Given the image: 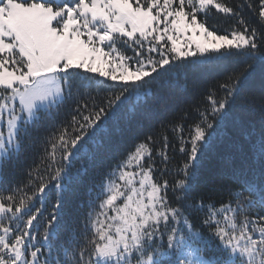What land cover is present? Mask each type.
<instances>
[{"label":"snow or ice","instance_id":"1","mask_svg":"<svg viewBox=\"0 0 264 264\" xmlns=\"http://www.w3.org/2000/svg\"><path fill=\"white\" fill-rule=\"evenodd\" d=\"M0 264H264V0H0Z\"/></svg>","mask_w":264,"mask_h":264},{"label":"trees","instance_id":"2","mask_svg":"<svg viewBox=\"0 0 264 264\" xmlns=\"http://www.w3.org/2000/svg\"><path fill=\"white\" fill-rule=\"evenodd\" d=\"M229 2L231 3H235L236 0H229ZM222 15L223 14H216V20H217V24L216 26L220 29H223L225 27H228L229 25L222 19ZM217 72L214 70H210L208 73L206 74H195L189 77V80L187 82H185L183 79H179V80H172L170 81L167 85H166V90H172L174 91L179 97L180 99H185L186 98V94L184 92V86L185 83H187V87H188V91L189 93H191L192 89H193V80H195L198 85L201 84L204 80H211L212 77L216 76ZM249 98H253V99H258L259 98V77L257 76L256 80H255V90L251 93L248 94ZM184 105H181L179 103L175 104V105H170L168 110L165 111L163 108H161L160 110L156 111L151 117L150 119L146 122L145 124V131H147V125L149 123L155 125V126H159V123L161 121H166L169 119H172L174 116L177 115V113L179 112V109L181 107H183ZM131 144V138L129 139V146ZM211 155V154H210ZM81 189L77 188L74 190L73 193L69 194V200H70V207L74 206L75 203L79 200L80 198V194H81ZM39 206V205H37Z\"/></svg>","mask_w":264,"mask_h":264},{"label":"rangeland","instance_id":"3","mask_svg":"<svg viewBox=\"0 0 264 264\" xmlns=\"http://www.w3.org/2000/svg\"><path fill=\"white\" fill-rule=\"evenodd\" d=\"M190 35H191V33H190Z\"/></svg>","mask_w":264,"mask_h":264}]
</instances>
